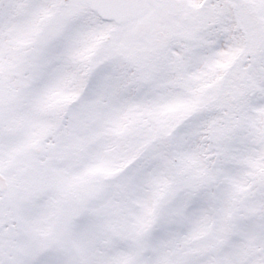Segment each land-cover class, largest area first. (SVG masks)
<instances>
[{"label":"snow or ice","instance_id":"6c2138e0","mask_svg":"<svg viewBox=\"0 0 264 264\" xmlns=\"http://www.w3.org/2000/svg\"><path fill=\"white\" fill-rule=\"evenodd\" d=\"M0 264H264V0H0Z\"/></svg>","mask_w":264,"mask_h":264}]
</instances>
